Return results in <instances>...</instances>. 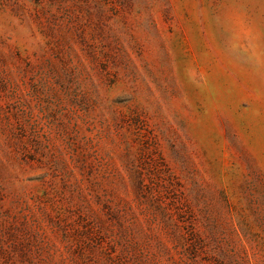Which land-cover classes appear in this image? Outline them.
<instances>
[{
    "label": "rangeland",
    "instance_id": "1",
    "mask_svg": "<svg viewBox=\"0 0 264 264\" xmlns=\"http://www.w3.org/2000/svg\"><path fill=\"white\" fill-rule=\"evenodd\" d=\"M0 264H264V0H0Z\"/></svg>",
    "mask_w": 264,
    "mask_h": 264
}]
</instances>
